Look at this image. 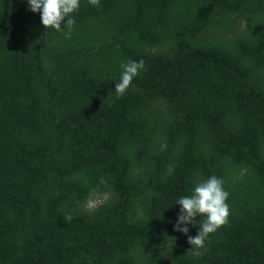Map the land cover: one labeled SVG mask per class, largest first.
I'll list each match as a JSON object with an SVG mask.
<instances>
[{"label": "trees", "instance_id": "trees-1", "mask_svg": "<svg viewBox=\"0 0 264 264\" xmlns=\"http://www.w3.org/2000/svg\"><path fill=\"white\" fill-rule=\"evenodd\" d=\"M72 18L66 38L0 0V264H264V0H80ZM213 175L230 216L195 255L176 201Z\"/></svg>", "mask_w": 264, "mask_h": 264}, {"label": "clouds", "instance_id": "clouds-1", "mask_svg": "<svg viewBox=\"0 0 264 264\" xmlns=\"http://www.w3.org/2000/svg\"><path fill=\"white\" fill-rule=\"evenodd\" d=\"M29 10L33 13H40L41 23L47 30L49 28L56 31H64L66 38H70L75 20L72 14L80 7V0H27ZM94 7H100V0H88ZM66 24L62 28V22ZM122 72L120 80L115 83V93L121 97L129 89L133 79L139 75L144 68L143 60L127 61L121 64ZM171 171V168L169 169ZM101 183H105L102 179ZM223 180L215 175L198 182L194 185L191 195L182 196L176 201L180 206V212L174 231L181 232L188 237L187 242L191 245V250L195 255H200V249L205 247L208 237L215 233L220 227L228 223L230 208L227 203L229 193L224 190ZM98 194L93 192L86 200L85 207L94 210L98 203ZM196 217H204L199 226V231L195 237L188 235L187 225L193 224ZM66 221L73 219L71 214L65 215Z\"/></svg>", "mask_w": 264, "mask_h": 264}]
</instances>
